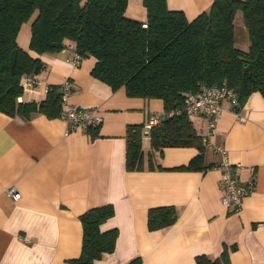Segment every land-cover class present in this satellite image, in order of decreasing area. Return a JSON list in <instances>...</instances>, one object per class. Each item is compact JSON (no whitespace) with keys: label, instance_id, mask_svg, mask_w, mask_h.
Masks as SVG:
<instances>
[{"label":"crops","instance_id":"crops-1","mask_svg":"<svg viewBox=\"0 0 264 264\" xmlns=\"http://www.w3.org/2000/svg\"><path fill=\"white\" fill-rule=\"evenodd\" d=\"M213 0H166L170 9L182 10L188 20L206 10ZM125 14L145 23L142 0H128ZM18 44L45 64L36 76L40 84L24 91V101H38L48 84L70 79L68 102L98 107L103 121L98 134L70 127L61 117L34 113L29 118L0 112V264H75L81 249L79 216L91 207L111 204L114 213L101 230L117 228L114 250L94 264H125L139 256L141 264H192L197 254L220 255L223 245H235L227 264H264V96L254 91L237 109L227 99L211 142H205L202 169L184 166L198 153L195 147L152 149L142 137L144 167L125 165L126 130H142L152 115L161 117L159 98L130 96L123 87L112 89L94 78L96 59L71 60L68 44L56 52L29 50L30 21L18 34ZM249 44V42L247 43ZM243 49V48H242ZM202 136L204 118L189 116ZM226 149L238 165L240 182H253L241 208L228 210L221 202V170ZM150 161L153 167H148ZM14 187L20 194L6 193ZM172 205L174 222L149 230V208Z\"/></svg>","mask_w":264,"mask_h":264},{"label":"trees","instance_id":"trees-1","mask_svg":"<svg viewBox=\"0 0 264 264\" xmlns=\"http://www.w3.org/2000/svg\"><path fill=\"white\" fill-rule=\"evenodd\" d=\"M128 0H0V112L29 118L34 113L59 117L62 103L59 85L49 84L38 101H18L23 81L44 67L17 42L21 26L30 21L29 50L37 54L56 52L71 44L80 59L94 57V78L112 89L123 87L130 96L159 98L164 113L148 131L152 149L167 146L195 147L198 153L187 169H202L205 147L189 115L183 110L187 93L200 85L225 84L236 92L242 105L249 94L264 96V0H213L196 17L188 20L182 10L170 9L166 0H142L145 23L125 14ZM242 16L248 46L234 41L235 19ZM91 136L98 126L85 128ZM142 128L126 130L125 165L144 167ZM148 167H153L148 161ZM114 213L111 204L88 208L80 214L81 249L75 264L94 260L114 250L117 228L100 225ZM175 220L172 205L149 208L147 228L155 230ZM235 245H223L219 256L201 253L192 264H227ZM139 256L125 264H141Z\"/></svg>","mask_w":264,"mask_h":264},{"label":"built area","instance_id":"built-area-1","mask_svg":"<svg viewBox=\"0 0 264 264\" xmlns=\"http://www.w3.org/2000/svg\"><path fill=\"white\" fill-rule=\"evenodd\" d=\"M71 60L74 64L80 61L79 55L71 52ZM40 79L26 77L23 81V92L31 91L40 84ZM49 85V84H48ZM45 86V92L49 86ZM72 88L70 79H65L60 85V96L62 111L59 117L63 118L70 127L86 128L87 126H99L103 121V115L98 107H78L68 102V96ZM227 99L232 108L239 105L236 92L225 84L200 85L195 92L186 94L183 100V110L189 116L199 114L204 118L205 135L203 140L211 142V137L215 133L216 125L222 112L221 101ZM18 101L22 96H18ZM234 109V108H233ZM159 117L152 115L145 123L142 130L144 135H148L149 129L157 124ZM221 159L217 167L221 170L220 188L222 190L221 202L230 211H237L241 208L243 197L253 190V182H240L237 176V167L230 162L227 151L224 147L218 146ZM6 193L13 199L19 198L20 194L14 187H7Z\"/></svg>","mask_w":264,"mask_h":264},{"label":"rangeland","instance_id":"rangeland-1","mask_svg":"<svg viewBox=\"0 0 264 264\" xmlns=\"http://www.w3.org/2000/svg\"><path fill=\"white\" fill-rule=\"evenodd\" d=\"M234 41L235 45L239 48L246 49L248 46L247 30L243 24L242 16L240 14H238L235 19Z\"/></svg>","mask_w":264,"mask_h":264}]
</instances>
